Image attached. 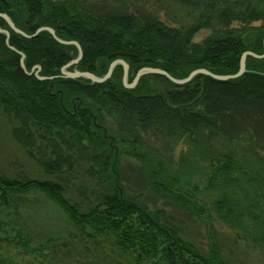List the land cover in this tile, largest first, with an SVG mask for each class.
<instances>
[{
  "label": "trees",
  "instance_id": "obj_1",
  "mask_svg": "<svg viewBox=\"0 0 264 264\" xmlns=\"http://www.w3.org/2000/svg\"><path fill=\"white\" fill-rule=\"evenodd\" d=\"M173 1L196 14L194 23L185 32L158 19L144 21L132 15L100 17L53 0H0V14H6L16 28L28 35L40 27H50L59 39L76 41L82 58L69 71H87L101 77L112 61L121 59L128 64L129 82L142 67L159 68L175 79H184L199 68L215 75H232L238 72L245 51L263 54L264 0ZM212 20L261 24L215 32L199 43L192 42V36ZM0 28L9 32L8 45L24 54L28 72L39 65V76H58L49 90V81H39L24 73L19 54L10 50L5 35L0 34L1 106L25 126L54 131L66 141L86 148L89 171L110 188L94 205L83 210L65 197L64 186L59 182L8 178L0 173V205L8 206L14 194L41 192L89 239L112 238L119 249L132 252L137 262L153 259L156 264H226L215 244H210L205 255L165 221L162 211H149L126 196L117 179V165L123 154L146 162L148 170L143 178L146 186L163 193L189 213L202 216L206 209L196 198L197 187L192 192L182 190L179 181L166 175L160 164L151 159L142 136L194 135L201 128L225 136L221 123L237 119L238 129H243L248 137L251 133L263 139L264 57L247 56L246 72L235 79L219 81L198 74L179 85L160 74H144L133 88H126L121 65H116L103 83L63 78L59 76L61 67L77 57L74 45L60 44L46 31L25 38L11 30L2 17ZM155 82L163 85L160 91L153 86ZM247 111L248 117L240 115ZM106 118L115 126L112 131L106 126ZM14 133L23 146L27 145ZM215 156L207 175V188L219 185L228 189L240 182L239 189L256 186L258 182L264 185V176L251 175L241 168L234 154ZM38 163L48 175L59 174L68 165L67 159L59 154L44 155ZM234 172L240 176L239 181ZM230 192L215 202L223 218L237 220L252 213L255 218L264 215V195L252 198L250 207L245 208L238 207L235 190ZM12 241L31 254L39 252L30 248L18 230ZM0 264L11 263L0 259Z\"/></svg>",
  "mask_w": 264,
  "mask_h": 264
},
{
  "label": "rangeland",
  "instance_id": "obj_2",
  "mask_svg": "<svg viewBox=\"0 0 264 264\" xmlns=\"http://www.w3.org/2000/svg\"><path fill=\"white\" fill-rule=\"evenodd\" d=\"M53 1L66 2L100 17L132 15L144 21L158 19L182 32L194 23L196 15L173 0ZM260 24L212 20L199 29L191 40L199 43L215 32ZM133 79L129 82L127 76V83ZM153 86L159 91L163 87L160 82H155ZM240 115L248 117V111ZM235 120L227 119L221 123L225 136L207 128H201L194 135L152 133L142 136L151 159L160 164L166 175L176 178L182 190L192 192L197 187L196 198L206 209L202 216L189 213L163 193L146 186L143 179L148 170L146 162L125 154L119 156L117 179L126 196L135 199L149 211H162L165 221L176 227L186 241L205 255L213 243L226 264H264V215L255 218L252 213L231 220V217L223 218V214L215 208V202L224 194L230 195L231 190H235L234 199L239 200L238 207H250L252 198L264 195V185L258 182L256 186L244 187V192L239 189L241 182L228 189L219 185L206 187L207 175L216 161L215 155L224 153L234 154L240 167L250 171L251 175L264 176V138L251 133L249 138L243 129H238L240 122ZM105 121L108 130L115 129L109 118ZM15 131L27 145L23 146L15 138ZM57 154L67 159V168L59 174L48 175L38 160L44 155ZM87 157L86 148L66 141L65 137L57 136L54 131L23 125L15 114L7 112L0 104V173L4 176L59 182L64 186L65 197L85 210L110 190L107 182L89 171ZM234 175L239 177V181L238 173L234 172ZM253 211L255 213L256 210ZM0 221L3 223L0 224V259H7L11 264H156L153 259L135 261L133 253L119 249L112 238L89 239L73 225L58 205L41 192L10 196L8 206L0 205ZM16 230L31 249L39 252L31 254L15 246L12 240Z\"/></svg>",
  "mask_w": 264,
  "mask_h": 264
},
{
  "label": "water",
  "instance_id": "obj_3",
  "mask_svg": "<svg viewBox=\"0 0 264 264\" xmlns=\"http://www.w3.org/2000/svg\"><path fill=\"white\" fill-rule=\"evenodd\" d=\"M0 17H2L5 20V22L7 23V25L9 26V28L11 30L22 35L25 38H33L38 33L42 32V31H46L54 38L55 41H57L60 44L74 45L78 51L77 57L72 59L69 63H67L63 67H61L59 76H61L63 78H69V79L84 78V79L90 80L92 83H103L106 80H108L116 65H121L123 68L122 83H123V86L126 88H133L137 84L139 78L144 74H160V75L164 76L165 78H167L172 83L179 84V85L188 83L198 74H204V75H207V76H209L213 79L219 80V81H226V80L238 78L239 76H241L242 74H244L246 72L245 62H246L247 56H252L255 58L264 57V52L262 55H257L251 51H245L240 57L239 70L235 74H232V75H215L206 69L199 68V69H195V70L191 71L187 75V77L184 79H175L171 75H169L166 71L161 70L159 68L142 67L136 72L133 81L131 83H127L128 64L124 60L116 59V60L112 61L108 66L107 72L101 77L96 76V75H94L90 72H87V71H78V70L69 71L68 68L71 67L72 65H76L80 61V59L82 58L81 47L76 41H64V40L59 39L55 35L54 30L50 27H40L35 31L34 34L28 35V34L24 33L23 31L19 30L18 28H16L15 25L13 24V22L9 19V17L6 14H0ZM0 34L5 35V42L8 45L9 32L6 29L0 28ZM8 47L10 48V50L15 51L19 54V56H20L19 64H20L21 69L24 71V73H26L27 75H34L39 81H49L50 82L49 90H50L52 87L53 80L58 76H54V77H41V76H39V73H38L40 70L39 65L35 66L30 72H28L24 66V54L16 51L13 47H11L9 45H8ZM263 48H264V39H263Z\"/></svg>",
  "mask_w": 264,
  "mask_h": 264
}]
</instances>
